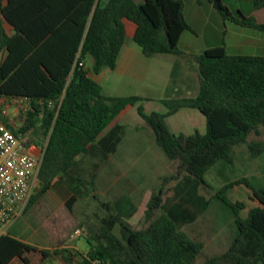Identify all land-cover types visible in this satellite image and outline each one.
<instances>
[{
    "label": "trees",
    "instance_id": "1",
    "mask_svg": "<svg viewBox=\"0 0 264 264\" xmlns=\"http://www.w3.org/2000/svg\"><path fill=\"white\" fill-rule=\"evenodd\" d=\"M208 1L225 20L264 31V23L242 13L235 17L223 0ZM255 2L258 8L264 6V0ZM0 8V55L5 54L0 61V96L31 100L20 111V126L4 120L16 134H24L29 145L38 144L35 134L40 131L48 140L40 188L26 211L52 190L64 197L71 211L80 198L95 195V170L119 150L126 127L113 123L129 106H138L165 150L179 157L188 172L174 200L165 202L162 192L151 197L147 227L132 226L129 219L137 206L126 197L99 216L88 252L43 248L9 231L0 236V264H47L53 256H61L66 264H200L205 243L184 225L199 214L191 208L210 205L199 194L207 171L264 126V56L234 55L219 46L198 57L200 92L164 100L169 114L193 108L206 116L207 131L186 137L168 128L166 114L148 113L141 103L145 96H109L94 77L117 68L127 20L137 25L134 40L147 57L184 54L181 37L193 30L185 0H0ZM88 156L97 159L90 178L82 167ZM242 185L248 187L250 201H231L239 210L237 236L228 251L205 264H264V187L244 177L225 185L220 194ZM118 225L120 234L115 231Z\"/></svg>",
    "mask_w": 264,
    "mask_h": 264
},
{
    "label": "rangeland",
    "instance_id": "2",
    "mask_svg": "<svg viewBox=\"0 0 264 264\" xmlns=\"http://www.w3.org/2000/svg\"><path fill=\"white\" fill-rule=\"evenodd\" d=\"M185 2L187 20L195 30H187L182 36L179 47L184 54L180 57L157 54L154 59L142 55L145 63L140 66L139 75L132 79L131 85L118 83L125 79L117 71L112 70H105L100 77L95 78L103 84L108 95L140 93L150 96L151 100L145 99L141 102L146 111L166 114L168 128L178 135L188 137L196 131L201 133L207 131L206 116L198 109H195L194 113L191 109H185L169 114L170 108L164 101L166 98L164 100L161 98L163 89L159 82H163L167 76L175 80L183 77L191 81L201 80L200 70L197 68L200 64L198 57L210 47L224 46L234 55L264 56V31L225 20L208 0H204L207 6L201 4L199 0ZM225 4L237 18L242 17L243 11L245 14L256 13V16L264 21V6L259 10L255 0H225ZM127 45L141 48L130 35L127 37ZM162 60H167L168 65L164 66L161 75L159 69ZM172 97H182V94ZM10 117L12 120H8L12 126H20V113H10ZM116 123L126 127L125 138L117 153L95 170L97 172L95 195L79 199L71 211L55 190L49 191L35 206L25 212L24 218L18 223L22 229L30 225L54 247L69 244L72 246L70 248L86 253L91 247L92 235L99 228V216L109 214L110 206H116L117 202L126 197L131 198L137 210L129 221L134 228L140 229L149 224L146 211L155 193L162 192L165 202L174 200L178 184L185 180L188 173L181 159L169 155L155 129L139 113L138 107H132L124 112L116 119L114 124ZM35 135L39 146L45 147L48 140L42 131ZM24 137L26 139L25 135ZM235 146L234 154L242 152L248 158L241 160L231 153L229 158L220 159L207 171L199 187V194L205 201L210 202L208 212L223 220L221 226L225 224L223 230L228 233L238 232L236 218L239 210L231 201L241 197L248 202L250 196L246 185L231 188L222 194L220 191L228 183L244 177H248L256 187H264V126L260 127V132L252 133L248 141L237 143L234 148ZM240 146H245V150L240 151ZM95 160H97L95 157L90 156L82 159V167L89 178L94 171ZM78 229H82L83 234L75 235ZM115 231L120 234L119 225ZM192 233L198 235L196 231ZM221 242L218 248L201 255L199 263L205 264L209 259L227 251L231 242L227 239ZM216 264L225 263L217 261Z\"/></svg>",
    "mask_w": 264,
    "mask_h": 264
},
{
    "label": "crops",
    "instance_id": "3",
    "mask_svg": "<svg viewBox=\"0 0 264 264\" xmlns=\"http://www.w3.org/2000/svg\"><path fill=\"white\" fill-rule=\"evenodd\" d=\"M199 1L201 4L207 6V3H205L204 0H199ZM223 2L225 3V0H223ZM211 6L214 7V5H212V4H211ZM213 13H214V11H213ZM241 13L244 14L245 16L256 18L257 21L260 23H264V21H262L259 17L256 16V13L245 14L243 11H241ZM185 16H186V13H185ZM186 19H187V17H186ZM126 24H127V30H128L127 37L130 35L134 38L136 29H137V25L133 21H130V20H127ZM191 26L193 27V30H195V27L193 25H191ZM130 28H131V30H130ZM181 39H182V37H181ZM210 48H212V47H210ZM142 55H145L142 47L137 48L135 46H128L127 40H126V44H125V46L122 50V53L120 55V58H119L118 66L115 70H112V71H117L125 79L122 82H118V83H122L124 85H131L133 83L132 79L133 78L135 79L138 77L139 68L141 65H143L145 63V61L142 58ZM171 55H177V54H171ZM4 56H5V54L0 55V61L2 60V58ZM177 56L180 57L181 55H177ZM154 57L155 56L148 57V58L154 59ZM91 64H92V58H90L88 61V65L91 66ZM160 64L161 65H160L159 71L161 74V71L164 70V66L168 65V61L162 60ZM197 68H199V70H200L201 65L199 64V66ZM104 72H102V73H104ZM186 72H188V70ZM102 73L99 75H94V77L95 76L100 77L102 75ZM199 79H201V76L199 77ZM200 82H201V80L191 81L187 77L185 79L183 77V78H180L179 80H175L173 77L167 76V77H165L163 82H159L160 87L163 89V93H162L163 97H161V98H162V100H164L165 98L166 99L167 98H173L172 96H176V94H179V93L182 94V97L196 96L200 92V89H201ZM101 85L103 86L102 83H101ZM103 90H104V86H103ZM105 94H107V93H105ZM132 94L141 95L140 93H132ZM109 96H125V95H109ZM142 96H144V95H142ZM145 97L148 100H151L150 96H145ZM177 98H180V97H177ZM30 105H31V100H29V99H18V98L15 99V98H8V97L0 96V116L4 119L7 118V119L12 120V118L10 117V113L18 114V113H20L22 108H27ZM132 107H138V106H129L127 109L124 110V112L128 111ZM185 109H191V111H193V113L196 112V110L193 108H182L178 112L185 110ZM113 125H114V123H113ZM108 130L109 129H107L103 133V135L106 134L108 132ZM245 145H246V147H249L248 144H245ZM244 147L245 146H240V148H241L240 151L245 150ZM235 150H236V146H235V148L233 147V149H232V153L236 158L241 159V160L248 158V156L243 154L242 152H240V154H234ZM237 152H238V149H237ZM72 195L73 194H71L70 196H72ZM61 199L64 200V202H63L64 204H67V202L63 196H61ZM201 204L204 205V200L201 201ZM209 207L210 206L203 208V209H197L196 207L191 208V210L197 211V212H199V214L194 221H190L184 225V229L186 231H188L193 238H195L197 240H201L205 243V248H204L201 255H204L208 250L211 251V250L218 248L219 244L222 243L221 241L225 240V239L229 240V242H231V245H232L236 236H237V233H234V231H233V233L232 232L228 233L225 230H223L224 225H225V224H223L221 226V222L223 220L216 217L215 214L209 213L208 212ZM23 216L10 228L9 231L14 233L18 238L24 240L27 243H30V244H33L36 246H40L43 248H50V249L57 248V247H54L53 245H51V243L48 241V239L42 237L39 234L38 230H34L33 228H31L30 225L28 227H26L25 229H22L23 227L18 225V223L20 222V220H22L24 218ZM186 216H190V214H187ZM231 220L235 221V219H231ZM222 230H223V233H222ZM192 231H196L198 235L197 236L193 235ZM231 245H230V247H231ZM63 247H69L70 248L72 246L69 244H66ZM74 247H77V246L74 245ZM224 252H226V251H224ZM47 264H66V262L61 256H53L47 261Z\"/></svg>",
    "mask_w": 264,
    "mask_h": 264
},
{
    "label": "built area",
    "instance_id": "4",
    "mask_svg": "<svg viewBox=\"0 0 264 264\" xmlns=\"http://www.w3.org/2000/svg\"><path fill=\"white\" fill-rule=\"evenodd\" d=\"M44 156L45 147L27 144L24 134H16L0 116V236L24 215L39 190ZM81 234L78 229L75 235Z\"/></svg>",
    "mask_w": 264,
    "mask_h": 264
}]
</instances>
